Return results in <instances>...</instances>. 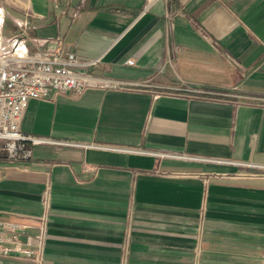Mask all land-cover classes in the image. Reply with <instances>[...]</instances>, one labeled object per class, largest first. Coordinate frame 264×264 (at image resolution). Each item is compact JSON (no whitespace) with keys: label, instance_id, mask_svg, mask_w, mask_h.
<instances>
[{"label":"crops","instance_id":"0c3cea01","mask_svg":"<svg viewBox=\"0 0 264 264\" xmlns=\"http://www.w3.org/2000/svg\"><path fill=\"white\" fill-rule=\"evenodd\" d=\"M0 8L22 54L146 85L29 101L20 132L47 142L0 158V220L29 226L42 264H264V0Z\"/></svg>","mask_w":264,"mask_h":264},{"label":"built area","instance_id":"2783aa9c","mask_svg":"<svg viewBox=\"0 0 264 264\" xmlns=\"http://www.w3.org/2000/svg\"><path fill=\"white\" fill-rule=\"evenodd\" d=\"M2 21L0 8V143L9 161H27L31 156L29 145L47 142L20 132L19 126L29 101L52 100L67 94L80 96L89 89L128 90L146 86L81 75L78 69L91 66L94 62H80L71 52L51 49L22 54L26 39L20 35L4 38ZM158 97L159 93L153 94L154 99ZM255 100L264 103L263 99ZM1 177L0 168V180ZM28 228L26 225L0 220V257L42 264L41 246L25 234ZM40 231L44 232L43 226H40Z\"/></svg>","mask_w":264,"mask_h":264},{"label":"rangeland","instance_id":"374dc122","mask_svg":"<svg viewBox=\"0 0 264 264\" xmlns=\"http://www.w3.org/2000/svg\"><path fill=\"white\" fill-rule=\"evenodd\" d=\"M4 29H5V31H7L8 30V26H5L4 27ZM1 143H0V158H4L5 157V153L1 150Z\"/></svg>","mask_w":264,"mask_h":264}]
</instances>
